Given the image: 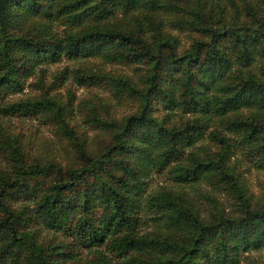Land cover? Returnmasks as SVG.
Returning <instances> with one entry per match:
<instances>
[{
	"label": "trees",
	"instance_id": "1",
	"mask_svg": "<svg viewBox=\"0 0 264 264\" xmlns=\"http://www.w3.org/2000/svg\"><path fill=\"white\" fill-rule=\"evenodd\" d=\"M226 3L0 0L1 115L45 112L54 102L10 97L41 63L100 56L145 64L140 86L113 81L137 108L117 124L100 121L114 125L102 150L90 154L62 118L73 162L25 164L9 144L12 164L0 168V264L18 257L28 264H239L264 245V194L254 196L231 159L239 150L264 167V0L245 2V20L232 24L226 12L236 18L238 4ZM171 29L207 39L177 53ZM157 104L161 118L152 112ZM165 168L171 185L142 197L146 179ZM34 176L49 179L29 183ZM192 191L209 204L205 216ZM33 222L65 237L37 238ZM74 244L91 256L77 257Z\"/></svg>",
	"mask_w": 264,
	"mask_h": 264
},
{
	"label": "rangeland",
	"instance_id": "2",
	"mask_svg": "<svg viewBox=\"0 0 264 264\" xmlns=\"http://www.w3.org/2000/svg\"><path fill=\"white\" fill-rule=\"evenodd\" d=\"M226 3V0H214ZM238 4L239 13L236 18L231 16V11L226 12L225 20L228 23L245 20L246 13L243 6L245 2L253 0H234ZM227 8L229 5L226 3ZM56 30L61 29V25L52 24ZM178 38L176 52H181L190 46L194 39H207L199 32H187L179 29L169 30ZM43 69L35 70L25 81L24 89L21 93L10 95L12 99L39 97L45 95L53 103L48 105L45 112L31 110L23 113L0 114V168L8 167L12 164V156L9 153V144L15 143L17 149L23 154L24 163L33 161L46 162L53 160L65 165L74 161V145L71 138L60 126V119H64L74 130L81 140L84 148L95 154L102 150L110 141V134L114 129L112 126H104L101 122H112L117 124L126 114L133 112L137 108V100L123 89L120 93L113 88V82L119 77H124L131 83L140 86V76L144 71L145 64H127L115 61H105L102 57H90L86 59H68L61 57L58 61L44 62L40 64ZM79 68L78 77H74L72 70ZM62 72L61 81L56 78L58 72ZM88 75H92L90 77ZM56 78V79H55ZM152 112L161 118L164 111L157 104ZM206 140H201L205 144ZM210 146V143L207 142ZM211 147V146H210ZM234 161V169L240 174V178L245 186L253 192L254 196L264 194V167L255 166L253 157L242 153L239 150L231 158ZM41 178V179H39ZM49 178L34 176L29 177L28 182L34 183L41 180L45 183ZM38 182V181H37ZM172 178L167 168L160 171H153L146 179L142 197L155 193L163 187L170 186ZM38 183L36 188L38 187ZM195 205H199L198 212L205 216L209 210V204L204 203L200 193L192 191ZM18 198L17 195H14ZM11 202L15 200L11 199ZM21 202L17 200V203ZM30 205L29 202H26ZM32 207H29V209ZM149 212V211H148ZM35 220V218L33 219ZM32 220V221H33ZM31 221V222H32ZM36 223V222H35ZM32 226V227H31ZM31 223L29 228L38 232L37 238L50 240L53 238H63L60 232L54 233L52 230ZM68 246H70L68 244ZM71 247V246H70ZM99 248V246H97ZM76 256L79 258L90 257L92 252H87L77 244L72 246ZM245 258L239 264H264V245L256 250L245 253ZM112 260V259H111ZM11 264H28L23 257H18L17 262ZM110 264H115L110 262Z\"/></svg>",
	"mask_w": 264,
	"mask_h": 264
}]
</instances>
